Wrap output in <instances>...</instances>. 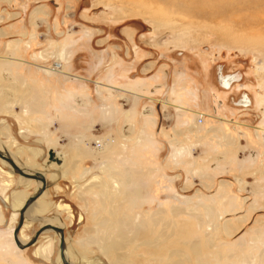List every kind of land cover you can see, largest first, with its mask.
I'll list each match as a JSON object with an SVG mask.
<instances>
[{
    "label": "rangeland",
    "instance_id": "rangeland-1",
    "mask_svg": "<svg viewBox=\"0 0 264 264\" xmlns=\"http://www.w3.org/2000/svg\"><path fill=\"white\" fill-rule=\"evenodd\" d=\"M186 2L0 0V107L8 93L29 102L17 118L33 155L3 127L0 143L49 184L24 241L57 218L75 264H264V0ZM45 77L52 115L33 100ZM64 146L66 167L48 151ZM0 171V264H62L53 230L16 245L15 192L37 180Z\"/></svg>",
    "mask_w": 264,
    "mask_h": 264
},
{
    "label": "crops",
    "instance_id": "crops-1",
    "mask_svg": "<svg viewBox=\"0 0 264 264\" xmlns=\"http://www.w3.org/2000/svg\"><path fill=\"white\" fill-rule=\"evenodd\" d=\"M12 79H10L9 80V83H10V81H11ZM42 83V84H45L46 86H45V90H46V92L44 93L45 95H46V97L44 98V99H36L37 97H35V99H33V100H36V103H35V105H37V107L38 108H41V109H43V107L45 108V113H46V115L48 114V111H50V114L52 115V111H53V93H52V88L50 87V86H48V85H51L52 84V79H50V78H47V77H45V79L43 80V81H39V83ZM14 83H15V81H14ZM50 87V88H49ZM49 89H51V91L49 90ZM49 91H50V93H49ZM15 96H16V94H12V93H8V96H4L3 98H4V100H3V106L2 107H0V116H3V118L1 117V120H0V130H1V128L3 127V129H4V131L5 132H7L8 134H5V133H3V134H1V137H3L4 139H7L8 138V141L7 142H11V146L12 147H16V145L19 143V145H23L22 143H24V142H26L27 140H25V141H23L25 138L22 136V135H19L20 133H22V132H26V128H24V127H22V125H24L20 120H18V118H17V116L19 115V111H18V108H20L21 109V107L23 108V110L24 111H21V114L20 115H22L23 113L25 114V112H27L26 114H28V110H26V109H24V108H29V106H30V104H29V102H26L27 104H26V106L24 105L23 106V104L21 105L20 103H18V101L16 100V98H15ZM34 106V105H33ZM29 114H31V113H29ZM40 121H41V119H39ZM42 123V122H41ZM29 129H30V127H28ZM28 129V130H29ZM31 130V129H30ZM207 131H209V127L207 128ZM22 142V143H21ZM17 143V144H16ZM10 145V144H9ZM0 147H2V148H4L6 151H8L9 153H10V155L17 161V163L20 165V166H22L24 169H27L28 171H37V170H40V169H37L35 166H30V165H22V164H20V162L13 156V154H11V152H10V150H9V147H8V145L7 144H5L4 142L3 143H0ZM24 147V148H23ZM7 148V149H6ZM22 149L21 150H18L17 152L20 154V155H27V156H30V155H33L32 153H30V151H31V149L32 148H34V147H31V146H29V145H27L26 147L23 145L22 147H21ZM75 147H73V149H74ZM91 148V149H90ZM50 149L51 148H49L48 147V151H50ZM79 146H78V148H77V152H81V150L79 151ZM93 148L92 147H89L88 148V151H90L91 152V150H92ZM94 149H95V147H94ZM20 151V152H19ZM64 153L63 154H61L60 155V157H59V160H62V158H65V160H64V162H63V160H62V166L63 167H66V165H67V163H68V151H66L65 150V146H64ZM86 152H87V150H86ZM37 155H35L34 154V158L36 157ZM28 159H32V158H28ZM30 161V160H29ZM1 164H3L2 162H1ZM4 166H6L5 164H3ZM37 169V170H36ZM8 172V171H7ZM8 173H10V172H8ZM11 174V173H10ZM15 175V174H14ZM17 176H19V178H21L20 177V175L18 174ZM53 178H55V175L53 176ZM0 179H2L1 181H0V188H1V185H3L4 186V184H5V174H2L1 173V171H0ZM27 179V178H26ZM29 180V182H26V183H31V182H33V180H31V179H28ZM35 184H36V188H38V186L40 185L39 184V182H37V181H35L34 182ZM227 186H229V182H223V183H221V187H220V189H221V194H223L224 193V190H226V192L225 193H227L228 191H227ZM49 187V184H48V186H47V188ZM58 187H59V185H58ZM4 190H5V188H4ZM139 191V190H138ZM46 192H47V189H46V191L44 192V194L40 197V199H38L37 201H38V203L37 204H39V202H42V201H47V200H45V194H46ZM3 193L4 192H0V196H2L3 195ZM140 193H141V191H140ZM218 196L219 197H222L220 194H218ZM217 196V197H218ZM101 197V196H100ZM99 197V199L98 200H96V204L99 206V207H102V205H101V203H102V200H101V198ZM27 200V199H26ZM26 202V201H25ZM258 202V200L256 201H254V203H253V206H254V204L255 203H257ZM69 204V203H68ZM110 207H112V206H110ZM208 208V210H209V207H207ZM197 209V208H196ZM203 209L205 210V207H203ZM194 212H195V210H193ZM200 212V210L199 209H197V212ZM206 211V210H205ZM16 216V213H14V217ZM15 229V228H14ZM14 229L12 230V232H14ZM12 237H13V235H12ZM21 237V236H20ZM23 241V240H22ZM24 242H26V241H24ZM39 251V250H38ZM69 251V250H68ZM43 253H44V251H43ZM45 254H47V253H45ZM83 257H85V256H83ZM219 257H220V260L218 261V264H222L221 263V260L223 259V255L221 254V255H219ZM83 259V258H82ZM89 260V259H88ZM89 261H91V260H89ZM93 262V261H92ZM72 263V262H71ZM96 262H94L93 264H95Z\"/></svg>",
    "mask_w": 264,
    "mask_h": 264
},
{
    "label": "water",
    "instance_id": "water-1",
    "mask_svg": "<svg viewBox=\"0 0 264 264\" xmlns=\"http://www.w3.org/2000/svg\"><path fill=\"white\" fill-rule=\"evenodd\" d=\"M49 158L51 161H56L57 163H60V160L56 159V154H55V151L53 149H51L49 151ZM0 159H2L7 164H9V166L11 167V169L14 173H17V174H19L25 178L35 179V180L42 182V186L39 187V189L37 191H35V193H33L32 195H30L28 197L27 201L25 202V204L22 206V209L20 210L19 221H18V224L16 225V227L14 229V239H15L16 244L22 249L29 247V246H32L33 244H35L37 242L39 236L43 232H45L48 229H52L57 234L60 235L59 250H60V256H61L62 264H70L69 260L67 259L66 255H65L66 241H65V232H64L62 227H59L56 225H51V224H46V225L41 226L36 231L34 236L27 243L24 244L20 241L19 233H20L21 227L23 226L24 221L27 217L26 216L27 210L37 200V198L39 196H41V194L44 193L46 186H47V182H46L44 175L42 173H40L39 171L27 172L22 167H20L15 162L14 158L10 155V153L8 151H6L5 149L0 148Z\"/></svg>",
    "mask_w": 264,
    "mask_h": 264
},
{
    "label": "bare ground",
    "instance_id": "bare-ground-1",
    "mask_svg": "<svg viewBox=\"0 0 264 264\" xmlns=\"http://www.w3.org/2000/svg\"><path fill=\"white\" fill-rule=\"evenodd\" d=\"M201 1H203L202 3H203V5H204V2H206V4L208 3V5L210 6V7H212V2L214 1V5H213V7L215 6V5H217V6H219V9L221 10V8L222 7H224L223 6V3L224 4H227V3H232L231 1L232 0H201ZM174 2L177 4V5H179V6H182L183 8L184 7H186V8H188L190 5L186 2V0H182V2H181V0H174ZM196 4V2H195V0H194V2H192L191 3V5H195ZM202 5V6H203ZM207 5V6H208ZM196 7H199L198 5H196ZM213 9V8H212ZM216 10V9H215ZM163 20V19H162ZM260 70V69H259ZM222 82H223V84H225V86H228L230 83H231V81H232V78L231 77H228V76H222ZM204 116V115H203ZM203 122H204V120H203ZM101 143V142H100ZM103 145V144H102ZM102 145L100 146V147H102ZM100 147H97V146H95V148H97V150H100ZM1 149H4V148H2V147H0ZM2 160V159H1ZM15 160V159H14ZM3 161V160H2ZM3 162H5V161H3ZM15 162L17 163V161L15 160ZM6 163V162H5ZM18 164V163H17ZM19 165V164H18ZM20 166V165H19ZM20 167H22V166H20ZM23 168V167H22ZM24 169V168H23ZM24 170H26L27 172H31V171H28L27 169H24ZM40 172V171H39ZM40 173H42V172H40ZM43 175H44V177H45V179H46V182H47V186H48V178H47V176L44 174V173H42ZM25 178V177H24ZM29 178H25V180H27V181H29L28 180ZM32 180V179H31ZM38 181V180H37ZM41 185H39L38 186V188H37V190L39 189V187H41L42 186V182L41 181H38ZM101 182V181H100ZM117 184V183H116ZM47 186H46V189H47ZM46 189H45V191H46ZM44 191V192H45ZM16 194H15V199H14V207H15V209L16 210H21L22 209V206L25 204V201H27L26 200V198H24V196H23V194H21L20 192H15ZM44 194V193H43ZM43 194H41V196L43 195ZM41 196H39L38 198H37V200L41 197ZM36 200V201H37ZM35 201V202H36ZM34 202V203H35ZM31 207H29V210H27V214H26V216L27 215H29L28 213L31 211ZM67 210L68 211H70V208L69 207H67ZM36 214L38 215V214H42L43 213V209H38V207L36 208ZM27 218V217H26ZM27 220V219H26ZM25 220V221H26ZM25 221H24V224H23V226L21 227V230H22V228L24 227V226H29V224L27 223V224H25ZM58 221H60L59 219H48V222H47V224H51V225H55L54 223L56 222H58ZM156 222L158 221L157 219L155 220ZM58 226L59 227H62L63 228V225H62V222H58ZM46 225V224H45ZM57 226V225H56ZM20 230V233H19V239H20V241L22 242V243H27V242H24V240L20 237V234H21V231ZM49 230H52V229H48V230H46L45 232H47V231H49ZM63 230H64V228H63ZM54 231V230H53ZM45 232H43L42 234H44ZM64 232H65V230H64ZM41 234V235H42ZM40 235V236H41ZM59 235V234H58ZM166 224L164 225V227H163V229H162V231H161V235H160V239H165L166 238ZM39 236V237H40ZM60 236V235H59ZM139 235L137 234V237H138ZM13 237H14V233H13ZM23 240V241H22ZM38 240H39V238H38ZM38 240H37V242H38ZM14 241H15V239H14ZM65 241H66V249H65V255H66V257H67V259L69 260V262H70V264H75L73 261H72V259H71V257H70V255H71V252H70V250H69V252H68V245H67V240H66V237H65ZM37 242L35 243V244H37ZM16 243V242H15ZM35 244H33V245H35ZM17 245V244H16ZM18 246V245H17ZM191 246L195 249V250H199L200 249V243L199 242H197V241H192L191 242ZM19 247V246H18ZM20 248V247H19ZM27 248V247H26ZM22 249V248H21ZM174 253H178L177 251H175ZM59 254H60V250H59ZM60 258H61V256H60ZM83 259H86V261H87V264H93L94 262H92V261H89L86 257H82ZM72 262V263H71Z\"/></svg>",
    "mask_w": 264,
    "mask_h": 264
},
{
    "label": "built area",
    "instance_id": "built-area-1",
    "mask_svg": "<svg viewBox=\"0 0 264 264\" xmlns=\"http://www.w3.org/2000/svg\"><path fill=\"white\" fill-rule=\"evenodd\" d=\"M203 120H204L203 113H200V114L198 115V122H199V123H202ZM96 146H97V147H100V146H101V143H100L99 141L96 142Z\"/></svg>",
    "mask_w": 264,
    "mask_h": 264
}]
</instances>
